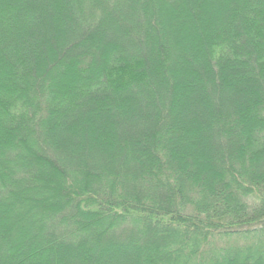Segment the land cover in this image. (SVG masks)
<instances>
[{"label": "trees", "instance_id": "trees-1", "mask_svg": "<svg viewBox=\"0 0 264 264\" xmlns=\"http://www.w3.org/2000/svg\"><path fill=\"white\" fill-rule=\"evenodd\" d=\"M0 264H264V0H0Z\"/></svg>", "mask_w": 264, "mask_h": 264}]
</instances>
